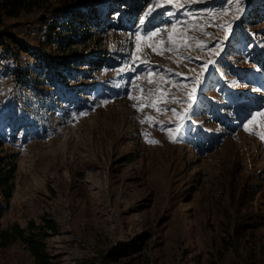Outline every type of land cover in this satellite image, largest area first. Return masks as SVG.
Returning a JSON list of instances; mask_svg holds the SVG:
<instances>
[{
    "label": "rangeland",
    "instance_id": "374dc122",
    "mask_svg": "<svg viewBox=\"0 0 264 264\" xmlns=\"http://www.w3.org/2000/svg\"><path fill=\"white\" fill-rule=\"evenodd\" d=\"M129 1L141 8L117 32L107 20ZM247 4L44 0L3 18L38 51L48 24L69 6L84 8L99 52L71 48L66 80L52 76L50 59L62 56L54 47L39 61L0 64V157L14 164L7 202L0 192V230L16 224L27 234L29 221L53 222L42 238L50 264L80 253L79 238L95 255L78 264H264V104L230 129H209L196 115L201 97L213 99L208 82L224 80L217 63ZM40 68L51 77L37 86ZM196 131L217 133L215 148L188 147ZM242 216L251 220L240 234ZM0 264L36 263L13 240L0 247Z\"/></svg>",
    "mask_w": 264,
    "mask_h": 264
},
{
    "label": "trees",
    "instance_id": "16d2710c",
    "mask_svg": "<svg viewBox=\"0 0 264 264\" xmlns=\"http://www.w3.org/2000/svg\"><path fill=\"white\" fill-rule=\"evenodd\" d=\"M43 3L44 0H0V64L10 60L16 63L22 55L39 61L42 52L54 47L55 52L62 56L59 59H50L52 76L55 79L66 80L70 74V63L76 62L71 48L79 46L85 52L89 50L94 54L99 52L98 43L91 41L94 33L91 32L84 8L69 6L60 19L48 24L42 39L37 42L38 51L26 46L3 27V18L16 19L23 12H30ZM124 4L125 8L119 17L112 21L107 20L109 26L117 32H125L129 22L133 21L141 8L139 1H129ZM227 52L228 54L217 63L218 75L224 77V80L216 83L217 78L211 79L208 87L203 90L211 92L212 101H206L201 97L197 103L199 107L196 108V115L209 129H219L221 126L230 129L232 126H237L243 116H248L264 104V96L253 93V90L264 89V0H248L246 12L241 17ZM22 74L28 76L29 69H24ZM46 74L42 68L38 69L34 79L37 86H41L47 77H51ZM120 82L126 80L122 79ZM216 84L220 86L217 90ZM186 133L187 131L184 134ZM218 139L217 133L196 131L188 137L187 146L197 154H207L215 148ZM13 168L12 161L0 157V192L4 202H7L11 196L10 181ZM240 195H242L241 199L245 197L243 193ZM246 218L242 216L238 219L235 226L236 233L241 234L247 225L246 222H250L251 219L245 220ZM249 224L251 227L254 226L253 223ZM27 230L28 233L25 234L24 229L16 224L0 230V247L6 246L13 240H19L36 264H50L52 257L45 251L42 238L46 230L50 232L56 230L55 224L42 218L40 224L29 221Z\"/></svg>",
    "mask_w": 264,
    "mask_h": 264
},
{
    "label": "built area",
    "instance_id": "2783aa9c",
    "mask_svg": "<svg viewBox=\"0 0 264 264\" xmlns=\"http://www.w3.org/2000/svg\"><path fill=\"white\" fill-rule=\"evenodd\" d=\"M74 246L80 249V253L74 251L73 256L69 260L62 261L61 264H78L82 262L83 259H92L95 255L93 245L89 242L82 241L80 238L75 239ZM72 250H74V248H72Z\"/></svg>",
    "mask_w": 264,
    "mask_h": 264
},
{
    "label": "snow or ice",
    "instance_id": "6c2138e0",
    "mask_svg": "<svg viewBox=\"0 0 264 264\" xmlns=\"http://www.w3.org/2000/svg\"><path fill=\"white\" fill-rule=\"evenodd\" d=\"M150 14H151L150 12H146L144 15H145V16H148V15H150ZM140 24H141L142 26L145 24V20H144L143 17H141ZM151 34H152V35H155V32H153V33H151ZM135 35H136L137 37H139V35H140L139 31H138L137 33H135ZM172 111L175 112L174 109H173ZM245 127H247V125H245ZM153 142H155V141H153Z\"/></svg>",
    "mask_w": 264,
    "mask_h": 264
}]
</instances>
